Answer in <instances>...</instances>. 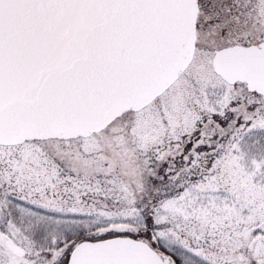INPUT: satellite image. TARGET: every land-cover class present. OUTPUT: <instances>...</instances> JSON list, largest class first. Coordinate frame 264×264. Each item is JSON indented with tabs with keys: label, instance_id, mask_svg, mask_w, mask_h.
<instances>
[{
	"label": "snow or ice",
	"instance_id": "1",
	"mask_svg": "<svg viewBox=\"0 0 264 264\" xmlns=\"http://www.w3.org/2000/svg\"><path fill=\"white\" fill-rule=\"evenodd\" d=\"M0 264H264V0H0Z\"/></svg>",
	"mask_w": 264,
	"mask_h": 264
}]
</instances>
